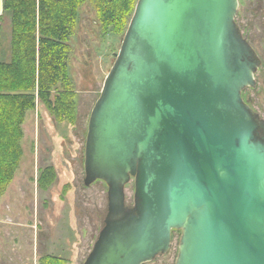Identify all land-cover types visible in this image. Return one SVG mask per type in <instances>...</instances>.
I'll use <instances>...</instances> for the list:
<instances>
[{
    "label": "water",
    "instance_id": "obj_1",
    "mask_svg": "<svg viewBox=\"0 0 264 264\" xmlns=\"http://www.w3.org/2000/svg\"><path fill=\"white\" fill-rule=\"evenodd\" d=\"M237 8L136 1L88 118L83 184L107 211L82 264H143L173 230L174 264H264V119L241 96L260 61Z\"/></svg>",
    "mask_w": 264,
    "mask_h": 264
},
{
    "label": "rangeland",
    "instance_id": "obj_2",
    "mask_svg": "<svg viewBox=\"0 0 264 264\" xmlns=\"http://www.w3.org/2000/svg\"><path fill=\"white\" fill-rule=\"evenodd\" d=\"M235 23L253 48L260 65L255 86L241 96L264 119V0H238ZM9 17L0 22L1 61L9 52ZM104 34L90 6L79 9L77 28L69 40V74L75 88L74 119L58 124L46 111L26 112L22 124V158L0 198V264H38L43 255L60 256L65 264H82L97 239L107 211V186L83 184L84 144L90 111L114 62L122 37ZM51 166L54 178L39 183V172ZM125 203L133 204L131 179ZM180 231L173 230L169 249L143 264H174Z\"/></svg>",
    "mask_w": 264,
    "mask_h": 264
},
{
    "label": "trees",
    "instance_id": "obj_3",
    "mask_svg": "<svg viewBox=\"0 0 264 264\" xmlns=\"http://www.w3.org/2000/svg\"><path fill=\"white\" fill-rule=\"evenodd\" d=\"M137 0H3L9 17V52L0 60V198L22 158V124L26 112L37 110L58 124L74 119L75 88L69 74L71 45L79 9L90 6L104 34L125 32ZM1 55V35H0ZM54 171L39 172L47 185ZM60 256L43 255L38 264H65Z\"/></svg>",
    "mask_w": 264,
    "mask_h": 264
}]
</instances>
